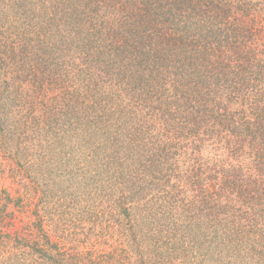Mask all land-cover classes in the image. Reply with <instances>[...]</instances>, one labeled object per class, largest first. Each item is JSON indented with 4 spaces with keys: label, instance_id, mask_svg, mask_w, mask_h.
<instances>
[{
    "label": "trees",
    "instance_id": "16d2710c",
    "mask_svg": "<svg viewBox=\"0 0 264 264\" xmlns=\"http://www.w3.org/2000/svg\"><path fill=\"white\" fill-rule=\"evenodd\" d=\"M0 185V264H264V0H0Z\"/></svg>",
    "mask_w": 264,
    "mask_h": 264
},
{
    "label": "rangeland",
    "instance_id": "374dc122",
    "mask_svg": "<svg viewBox=\"0 0 264 264\" xmlns=\"http://www.w3.org/2000/svg\"><path fill=\"white\" fill-rule=\"evenodd\" d=\"M40 115H41V113L37 114V117H40ZM51 130L52 129L48 130V136L51 139L54 138L53 141H54L55 147L60 149L59 138H62V135H61V133L56 135L55 131H51ZM27 134H29V136H28L29 138H32V140H33L32 143H35L36 145L41 146V147L43 146V144H47V140H46L47 138H44L45 134H43L42 137H38L36 135L35 131H30ZM39 148H36V150H38ZM91 153H92V150L87 152V155L88 156L90 155L89 158L86 155L88 158V161H91V159H92ZM1 155H2V159L8 160V158H7L8 156L6 157V155H3V154H1ZM83 155L85 157V152H83L82 154L77 153V155L75 153H73V156L75 157V161H73V163L77 162V163L83 164L79 161V159L83 158ZM60 156L63 157V154H61ZM73 156H71V157H73ZM11 159L15 162V159H13L12 157H11ZM12 160H8V161L13 162ZM240 163L243 164L244 162L241 161ZM60 168H62V167L58 166V170ZM244 170H245V168H244ZM68 179H71V178H67L66 180H68ZM53 181L54 180L52 179L51 184L53 183ZM34 182H35V180H31L30 178H26V180L21 181L20 185L15 184L14 188H13V190H15L17 188L20 190H23V189H25V186H23L25 183H27V185H28L27 188L31 187V189H29V190L32 191V195L34 196V200H33L32 206H31V210L35 208V205L37 204L41 194L43 193V185H40V183L42 184V182H39L38 184H35ZM10 184H11V182H8L6 184V186L8 185L10 187ZM0 186H2V185H0ZM98 192L100 193L99 188H98ZM105 193H106V195H105L106 197H109V195H111V193H109V192L105 191ZM117 194H119V193H117ZM102 198L104 199V201H100V203H99V200L96 199V207H95V209H97V212H99L98 226L96 228V232L99 236L98 237L95 236V238H92L93 246H95L96 248H98L99 243H103V242H107L109 244H111V243L114 244V242H113L114 238H111V235H113L114 231H115V235L120 236L121 229L123 230V228H124V227H121L123 217L119 215V212H120V209L118 207L119 205H115V204L112 205L111 204L112 209H113V215H114V217L112 218L111 217L112 210L110 208V202L107 201V198H105L104 195ZM112 201H113V199H112ZM104 213H105V216H104ZM18 216H20V215L18 214ZM18 218H19V220H18V222H19L21 217H18ZM106 218H109L108 221H106ZM21 220L27 221L28 219L25 217V219L21 218ZM89 227H90V225L88 226V228ZM99 227H102L103 229L101 230ZM102 236H104L105 238L102 239ZM98 241H101V242H98ZM119 243H120V240H119ZM87 244H88V247H90V244L88 242H87Z\"/></svg>",
    "mask_w": 264,
    "mask_h": 264
}]
</instances>
